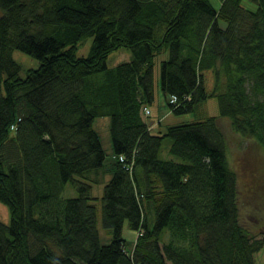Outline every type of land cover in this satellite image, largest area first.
<instances>
[{"label":"trees","instance_id":"obj_1","mask_svg":"<svg viewBox=\"0 0 264 264\" xmlns=\"http://www.w3.org/2000/svg\"><path fill=\"white\" fill-rule=\"evenodd\" d=\"M251 1L254 10L242 0L218 8L210 0H0V201L9 212L0 264H257L264 229L241 222L219 124L228 118L234 133L264 147V0ZM87 36L90 50L78 56ZM120 47L130 59L108 67ZM14 49L38 65L20 76ZM162 54L170 110L216 98L217 116L151 132L143 114ZM104 115L117 161L101 219L105 228L128 220L144 229L131 252L118 239L101 244L95 228L91 190L105 152L93 122ZM165 137L174 158L160 155ZM67 182L76 195H62Z\"/></svg>","mask_w":264,"mask_h":264},{"label":"rangeland","instance_id":"obj_2","mask_svg":"<svg viewBox=\"0 0 264 264\" xmlns=\"http://www.w3.org/2000/svg\"><path fill=\"white\" fill-rule=\"evenodd\" d=\"M216 4L218 0H211ZM242 5L256 9V4L251 0H242ZM92 36H87L81 40L76 49L78 56H85L88 54L91 44ZM12 55L16 61L21 64L20 76H24L27 68L36 67L38 61L35 57L19 50L14 49ZM131 51L129 48L120 47L112 51L107 60V66L112 67L121 61L129 60ZM166 54L159 55L154 67L155 91L154 100L147 103L150 110L149 114H143L145 121L148 123L151 132L161 133L165 132L166 127L173 124L191 121L196 118H201L206 115H218V102L216 98H209L207 101L200 104V106L192 111H185L182 113H174L169 106L164 102L162 91L159 84V61L164 58ZM110 116H98L94 119L93 127L100 136V140L105 152V159L103 166L98 172L99 181L92 183V196L100 197L103 192L104 184L112 176L114 172L115 162L117 158L112 148L110 133H109ZM219 124L222 127L226 137L228 153L227 158L230 166L235 170L237 175V185L240 199V214L241 222L246 224L253 233L261 232L264 229V147L261 146L253 138L242 137L238 133L231 130L230 120L228 118L220 117ZM171 140L168 137L163 139L161 157L168 158L171 156L169 152ZM63 196H74L76 190L71 182H67L63 192ZM97 207V228L101 243L109 241L110 235L103 227L101 219V205L100 201L95 200ZM263 223L261 228H258L256 221L258 217ZM9 212L7 206L0 201V220L8 222ZM122 235L125 239V247L131 250L136 237V230L133 229L128 220H125L122 227ZM255 259L259 264H264V248L255 254Z\"/></svg>","mask_w":264,"mask_h":264},{"label":"bare ground","instance_id":"obj_3","mask_svg":"<svg viewBox=\"0 0 264 264\" xmlns=\"http://www.w3.org/2000/svg\"><path fill=\"white\" fill-rule=\"evenodd\" d=\"M211 1V0H210ZM215 1V0H214ZM212 3V2H211ZM213 4V3H212ZM219 5H220V2H219V0H218V2L215 4H213V6L215 7V8H218L219 7ZM109 56V55H108ZM188 99H189V97H188ZM208 100V99H207ZM206 100V101H207ZM170 102H172V103H178V97H177V94H175V93H171V97H170ZM205 102V101H204ZM196 119H198V118H196ZM196 119H193V120H196ZM193 120H191V121H193ZM183 123V122H182ZM221 127V126H220ZM221 129H222V127H221ZM223 130V129H222ZM224 132V131H223ZM163 143V142H162ZM227 153H228V150H227ZM120 156H123V155H120ZM120 156H119V160H120ZM168 158H174V155L173 154H171V156H169ZM229 159V158H228ZM124 160V159H123ZM123 160H120V161H123ZM124 166L127 168V169H130L131 168V165H126L125 163H124ZM99 171H100V169H99ZM66 185V184H65ZM65 185H64V187H65ZM64 189V188H63ZM63 192V191H62ZM102 195V194H101ZM101 197V196H100ZM100 197H97V200L99 199V201H100ZM90 202L91 203H93L95 206H96V204H95V199H91L90 200ZM100 205H101V209H102V204H101V202H100ZM101 217H102V213H101ZM155 219V214L153 213H150V215H149V223L150 224H152L153 223V220ZM125 221V220H124ZM124 221H122L123 223H124ZM123 223H121L120 224V226H121V229H119V231L118 230H115V229H110V228H105L104 227V225H103V227L105 228V230H106V232L110 235V239H109V241H107V242H105V243H101L100 242V238H99V232H98V228H97V207L95 208V228L97 229V233H98V239H99V242L101 243V244H103V245H106V244H109V243H111L114 239H118V241H119V243L121 244L122 243V247H123V249L125 250V251H128V252H131L132 250H133V248H134V245H135V243L137 244L138 243V241H139V238L141 237V236H143L144 235V229L143 228H137V229H135L136 230V237H135V240H134V243H133V247H132V249L131 250H127L126 249V247H125V239H124V237H123V235H122V227H123ZM117 231H118V233H117ZM163 235H164V232H162V233H160L159 234V236H158V241L157 242H159V244L160 245H163ZM261 250V249H260ZM259 250V251H260ZM259 251H257V252H255L254 253V258H255V254L256 253H258ZM255 261L257 262V260L255 259ZM257 264H259L258 262H257Z\"/></svg>","mask_w":264,"mask_h":264},{"label":"built area","instance_id":"obj_4","mask_svg":"<svg viewBox=\"0 0 264 264\" xmlns=\"http://www.w3.org/2000/svg\"><path fill=\"white\" fill-rule=\"evenodd\" d=\"M120 160H123V156H120Z\"/></svg>","mask_w":264,"mask_h":264}]
</instances>
